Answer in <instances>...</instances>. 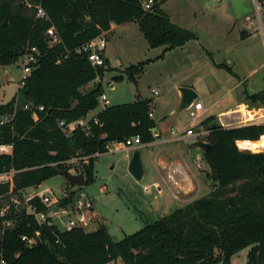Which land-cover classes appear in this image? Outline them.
I'll use <instances>...</instances> for the list:
<instances>
[{"label":"trees","instance_id":"trees-1","mask_svg":"<svg viewBox=\"0 0 264 264\" xmlns=\"http://www.w3.org/2000/svg\"><path fill=\"white\" fill-rule=\"evenodd\" d=\"M163 4L156 0L153 9L145 11L140 0H0V69L16 64L28 44L41 54L25 86L0 105L1 117L15 111L17 98L22 103L16 109L13 129L0 127V145H14L12 156L0 154V174L17 171L15 193L38 188L62 171H70L66 162L81 156H89L87 163H81V173L86 186L91 185L96 156L108 153L110 142L133 136H139L143 144L153 142L152 129L158 127L149 116L153 100L140 94L132 103L103 107L85 130L77 129L69 139L58 121L76 122L98 109L104 92L101 81L91 91L82 88L104 77L110 70L108 61L95 67L78 50L109 33L112 25L136 22L151 48H164L157 59L198 39L172 23ZM39 6L47 18H37ZM51 26L62 43L49 46L47 30ZM247 36L241 33V38ZM153 61L126 68L127 78L137 87L138 77ZM219 66L234 74L227 64ZM116 81L122 82L124 77ZM244 102L251 109L264 108V90L245 91ZM28 103L43 106L44 111L35 118L34 112L24 110ZM256 115L264 117V109L251 117ZM216 120L213 116L200 124L209 132L206 141L212 145L204 153L209 177L218 176L212 191L120 241L113 240L105 226L93 232L84 228L61 232L54 226H41L26 209L12 207L2 217L10 184L0 181V230L2 220L14 221L0 239L7 263L108 264L121 259L124 264H231L233 256L249 249L247 264H264V152L242 151L237 145L238 141L260 140L264 124L225 128ZM73 199L74 193L68 194L62 204ZM29 204L38 213L47 209L37 196ZM37 231L40 236L36 238ZM22 236L35 239L32 247Z\"/></svg>","mask_w":264,"mask_h":264},{"label":"rangeland","instance_id":"rangeland-1","mask_svg":"<svg viewBox=\"0 0 264 264\" xmlns=\"http://www.w3.org/2000/svg\"><path fill=\"white\" fill-rule=\"evenodd\" d=\"M255 2H165L162 7L171 22L196 34L198 39L191 41L186 50L176 49L168 55L165 53L159 59L157 58L162 55L163 48H151L136 22L116 26L110 39L106 33V53L112 68L108 65L110 70L105 72L102 79H97V83L101 81L109 105L132 103L138 94L150 97L153 95L151 89L155 88L160 93L157 98H152L154 107L157 100L158 130L173 136L172 129L183 133L191 127L194 132H198L200 124L204 121L202 116L199 119L190 117L188 110L178 112L180 102L177 106V92L174 88L176 83L184 82L195 86L200 94L198 101L202 102L205 111L208 110V115H219L235 106L242 91L249 89L251 84L255 86L259 81L263 87L264 38L247 26L248 18L254 15ZM243 29H247L244 33L251 36L242 39L240 34ZM148 60L154 61L145 66L144 72L138 77L136 87L124 71L132 65ZM214 63L227 64L236 76L225 69L217 68ZM19 66L20 64L16 63L0 69V105L7 104L22 89L20 84L23 75ZM120 76L124 77V81L117 82L116 78ZM111 84L115 85L113 89L110 88ZM95 85L96 83L87 85L82 91H91ZM21 104L17 98L15 111ZM103 107L104 103L100 102L97 110L76 122L88 124ZM245 118L239 116L229 121L232 123L230 127L244 124ZM207 136L201 137L206 141ZM191 145L190 142L178 140L176 143L143 148L148 155L144 158L143 152V163L147 167L148 178L140 183L129 173L124 160L125 153L121 151L97 158L95 181L91 185L73 188L63 176L57 175L44 182L38 192L26 189L19 194L8 195L9 200L3 202L5 206L12 204L13 198L16 197L25 205L32 196L43 194H53L55 198H59L60 195L64 197L74 193L77 199L83 192L93 200L94 205L91 209L94 212L93 217L91 219L90 214L84 229L93 232L98 227L105 226L113 240L120 241L145 225L212 191L215 182L209 177L204 153ZM239 149L246 151L240 147ZM259 150L251 152H264ZM88 158L89 156H81L67 163L71 169L69 172L74 175L82 174V160ZM157 183L160 190L152 187L146 194L144 188ZM61 202L62 200L59 201L60 206ZM247 256L248 250L244 249L233 256L231 264H247Z\"/></svg>","mask_w":264,"mask_h":264},{"label":"built area","instance_id":"built-area-1","mask_svg":"<svg viewBox=\"0 0 264 264\" xmlns=\"http://www.w3.org/2000/svg\"><path fill=\"white\" fill-rule=\"evenodd\" d=\"M140 1L142 3V8L145 11H151L153 7L156 5V0H140ZM160 1H163L165 3L170 0H159V2ZM255 1L256 2H255V8H254L255 9L254 15L253 17L248 18L247 26L249 29H252L254 33H260L262 37L264 38V3L262 4L258 2V0H255ZM37 18H47V14L45 10L40 6L37 8ZM47 35L49 37V43H48L49 46H54V45H58L62 43L61 36L54 26H51L47 30ZM106 48H107V39L105 37V34H101L97 36L96 38L87 42L84 46H82L78 50V52L85 54L88 57L89 62L93 66L103 67L105 66V62H106L105 55H104V51L106 50ZM40 56L41 54L38 48L32 47L29 44L26 46L22 57L17 62L18 64H20L19 67L23 75L20 88H23L25 86L27 79L31 76L32 72L35 70L40 60ZM151 92L154 98H157L158 96H160L159 91L156 89H152ZM99 101L104 103V107L110 106L108 97L105 94V92H103L100 95ZM153 109L154 108H153V103H152L150 113H149V116L151 118H154ZM261 109H264V108L251 109L248 105L245 104L239 107L237 110H235L232 114H241V117L243 118L246 117L245 123L247 125L245 126L263 125L264 117L259 116V115H256L254 118L251 117L252 114H256V112ZM24 110L34 112V117L36 118V113L44 111V107L28 103L24 106ZM202 110H203V104L201 101H198V100L195 101L194 104L188 109L190 117L194 119H199L201 117L200 111ZM15 117H16V111L13 113H7L1 116L0 117V127L10 125L11 129H13V121L15 120ZM96 123L99 124L98 121H96ZM58 127L61 129L65 137L69 139L72 137L73 133L77 129L81 128L85 130L88 127V124L85 125L82 122L68 123L66 120L62 119L58 121ZM199 130L200 131L198 132H194L191 129L188 131H184L183 133H179L178 130L172 129L171 130L173 134V136H171V138L173 139L172 141L182 140V141H187L190 143H194L196 141H205L204 139H202L201 136L208 135L209 132L205 130L202 126L199 127ZM152 134H153V142L151 143L167 141L166 139L163 138L162 133H160V131L157 128L152 129ZM143 145L144 144L142 143L141 138L139 136H133V137L125 138L124 140L110 142L108 144V151H109L108 153L136 149ZM13 150H14L13 144L0 145L1 155L12 156ZM71 161L66 162V164L71 163ZM82 161L84 163H87L88 159H83ZM16 173L17 171L12 170L10 172L0 174V181H6L10 184V188H9L7 195H16L22 192V191H19L18 193H15L14 191L15 185H14L13 179ZM152 187H155L158 191L160 190L158 184H153L152 186L144 188V191L146 193L150 192V189ZM78 196L79 197H77V199L74 197L73 201L67 205H63L62 203H63V200L66 197H68V195H65L64 197H61L60 195L59 198H55L53 194L37 196L42 202V204L47 208L44 212H40V213H38L36 209L29 204V201L36 196H32L30 199H28L25 202V205L22 204L21 200L15 197L13 198L12 204H8L2 209L1 216L5 217L6 215H8L11 211V208L14 207L16 210L26 209V212L29 215L34 216L38 224L41 226L43 225H46L48 227L54 226L61 232L69 231L74 228H84L87 223V219L91 215L92 216L90 218L92 219L93 217V211H91V209L94 208V205H93V200L90 197H88L85 193L82 192ZM60 200H62L61 206L59 205ZM1 226H2V230H0V235H1L0 239L3 236L5 229H10L14 226V221L4 219L1 221ZM39 236H40V232L39 231L35 232L34 237L37 238ZM21 239L22 241L26 243L28 247H32V245L34 244V240H35L34 238H30L27 236H22ZM0 264H8L4 258L1 243H0Z\"/></svg>","mask_w":264,"mask_h":264},{"label":"crops","instance_id":"crops-1","mask_svg":"<svg viewBox=\"0 0 264 264\" xmlns=\"http://www.w3.org/2000/svg\"><path fill=\"white\" fill-rule=\"evenodd\" d=\"M163 8V7H162ZM116 26H119V25H112V27H111V30H110V32L108 33L109 34V39H110V36L114 33V30H115V28H116ZM244 31H247V29H243V32ZM249 36H251V35H248L247 37H249ZM240 37H241V34H240ZM246 37V38H247ZM243 39V38H242ZM191 42V41H190ZM190 42H188V43H186L184 46H182V47H179V48H176V49H180L181 51H184V50H186V48H187V46H188V44L190 43ZM107 48H108V40H107ZM107 48H106V50L104 51V55H105V59L108 61V64H109V66H110V63H109V57L107 56V53H106V51H107ZM176 49H174V50H171V51H168V52H166V55H168V54H170L171 52H174ZM163 50H164V48H163ZM214 65L217 67V68H219L220 69V66L219 65H222V64H216V63H214ZM111 67V66H110ZM112 68V67H111ZM114 69H116V68H114ZM233 73H234V71H233ZM233 76L235 75V73L234 74H232ZM236 76V75H235ZM94 83H96L97 84V80H95L94 82H92V83H90V84H94ZM89 84V85H90ZM115 87V85L114 84H111V86H110V88L111 89H113ZM180 87H189V88H192V89H194L196 92H197V94H198V99H199V97H200V94H199V92H198V90H197V88L195 87V86H193L192 84H186V83H184V82H179V83H176L175 84V86H174V88H175V90H176V92H177V100H176V103H177V106L179 105V102H180V100H181V97H180V92H179V88ZM153 89V88H152ZM151 89V90H152ZM155 89V88H154ZM250 89V90H249ZM249 89H244L243 91H242V93L240 94V96H239V98L237 99V102H236V105L235 106H233V107H230V108H228V109H226V110H224V111H222L219 115H208V114H206L207 112H208V110L207 111H205V109H204V105H203V110L202 111H200V114H201V116H202V118H204L203 120H205V119H207V118H209V117H216L217 118V122H219V124L221 125V126H223V127H225V128H228V127H230V125L232 124L231 122H229V121H233L234 119H236V118H238L239 116L241 117V114H232L235 110H237L239 107H241L242 105H245V102H244V99H245V91H248L250 94H254V93H257V92H260V91H262V90H264V86L262 87V84L258 81V83L257 84H255V86H253L252 84H251V86L249 87ZM251 89H255V90H251ZM143 97V96H142ZM143 98H145V99H152V98H154L153 97V95L152 96H150V97H143ZM197 99V100H198ZM156 113H158V109H157V100H156V103H155V107H154V115H153V119L156 121V123H157V125H158V121H157V119H156ZM160 117V116H159ZM245 125H247L246 123H244V124H238V125H236L235 127H237V126H245ZM159 128V125H158V127H157V129ZM191 127H189V128H187L185 131H188V130H191L190 129ZM160 131V130H159ZM160 133H162V135H163V138L164 139H166L167 141H162V142H155V143H149V144H144L143 146H140V147H138V148H136V149H130V150H127V151H123L124 153H125V156H124V160L126 161V165H127V167L129 166V163H130V160H131V158H132V155H133V153H134V151L135 150H140V152H141V156H142V161H143V148H145V147H149V146H154V145H159V146H161L162 144H164V143H176V141H172L173 139L171 138V136H169L167 133H164L163 131L161 132L160 131ZM170 139V140H169ZM259 141V140H258ZM185 142H187V141H185ZM244 142H248V141H244ZM243 150H250V149H243ZM251 151V150H250ZM259 151H264V149H261V150H259ZM106 154H108V153H106ZM103 155H105V154H103ZM145 155H147V153L146 152H144V158H145ZM100 156H102V155H98V156H96V160H97V158L98 157H100ZM147 157H148V155H147ZM143 165H144V163H143ZM147 167H145L144 166V169H145V174H144V178H143V180L142 181H144L145 179H147L148 178V173H147V169H146ZM133 178V177H132ZM134 179V178H133ZM141 181V182H142ZM137 182V181H136ZM138 183V182H137ZM158 184V183H157ZM40 187V186H39ZM39 187L38 188H29L28 190H30V189H33V191L34 192H38V189H39ZM160 187V186H159ZM161 192V191H160ZM147 194V193H146ZM43 195H47V194H43ZM39 196V195H38ZM42 196V195H41ZM94 213V212H93ZM248 250V252H249V249H247ZM108 264H124V262L121 260V259H118L117 261H113V262H110V263H108Z\"/></svg>","mask_w":264,"mask_h":264},{"label":"water","instance_id":"water-1","mask_svg":"<svg viewBox=\"0 0 264 264\" xmlns=\"http://www.w3.org/2000/svg\"><path fill=\"white\" fill-rule=\"evenodd\" d=\"M180 105L178 108V112H182L185 110H188L195 101L198 99L197 92L189 87H180ZM211 144L206 141H196L192 143L191 147L201 150L203 153H207L211 149ZM128 171L131 174V176L134 178L135 181L140 183L145 174V169L142 161V156L140 150H135L132 158L130 160ZM61 176H63L66 181L69 183L71 187H77V188H83L86 186V179L83 174L74 175L71 174L69 171H62L60 173ZM213 182L218 181L217 175H212ZM102 227H98L97 230H101ZM1 236V235H0Z\"/></svg>","mask_w":264,"mask_h":264},{"label":"bare ground","instance_id":"bare-ground-1","mask_svg":"<svg viewBox=\"0 0 264 264\" xmlns=\"http://www.w3.org/2000/svg\"><path fill=\"white\" fill-rule=\"evenodd\" d=\"M238 146L241 149H250L252 151H257L259 149H264V136L261 138L260 141L257 142H244V141H238L237 142Z\"/></svg>","mask_w":264,"mask_h":264}]
</instances>
